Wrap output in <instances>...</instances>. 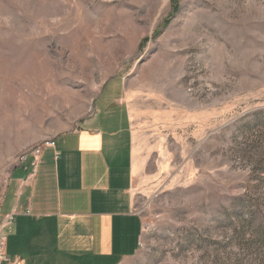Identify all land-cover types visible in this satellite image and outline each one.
Wrapping results in <instances>:
<instances>
[{"label":"rangeland","instance_id":"obj_1","mask_svg":"<svg viewBox=\"0 0 264 264\" xmlns=\"http://www.w3.org/2000/svg\"><path fill=\"white\" fill-rule=\"evenodd\" d=\"M114 79L143 222L122 264H264V0H0V194Z\"/></svg>","mask_w":264,"mask_h":264},{"label":"crops","instance_id":"obj_2","mask_svg":"<svg viewBox=\"0 0 264 264\" xmlns=\"http://www.w3.org/2000/svg\"><path fill=\"white\" fill-rule=\"evenodd\" d=\"M121 90L109 81L92 112L43 150L32 179L16 169L25 175L16 178L13 202L8 188L0 194V221L14 214L5 230L9 259L122 264L137 253L143 222L133 210V134Z\"/></svg>","mask_w":264,"mask_h":264},{"label":"built area","instance_id":"obj_3","mask_svg":"<svg viewBox=\"0 0 264 264\" xmlns=\"http://www.w3.org/2000/svg\"><path fill=\"white\" fill-rule=\"evenodd\" d=\"M54 140H45L41 143H37L35 144L29 151V159H30V167H31V173L30 175L37 170L39 164H40V160H41V155L42 152L45 148H50L54 146ZM27 156V157H28ZM24 181L21 182V184ZM2 198L0 197V202H1ZM13 216L14 214H6L2 220L0 221V264H18L17 260H11L9 259L5 253H4V245H5V239H6V235H5V230L10 231V225L13 221Z\"/></svg>","mask_w":264,"mask_h":264}]
</instances>
